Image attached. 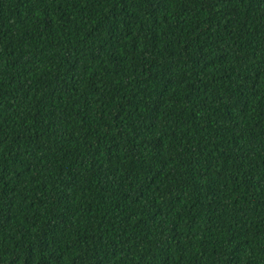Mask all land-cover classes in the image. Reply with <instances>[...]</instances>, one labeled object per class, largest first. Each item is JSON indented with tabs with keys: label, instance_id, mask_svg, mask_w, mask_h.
<instances>
[{
	"label": "trees",
	"instance_id": "trees-1",
	"mask_svg": "<svg viewBox=\"0 0 264 264\" xmlns=\"http://www.w3.org/2000/svg\"><path fill=\"white\" fill-rule=\"evenodd\" d=\"M0 264H264V0H0Z\"/></svg>",
	"mask_w": 264,
	"mask_h": 264
}]
</instances>
